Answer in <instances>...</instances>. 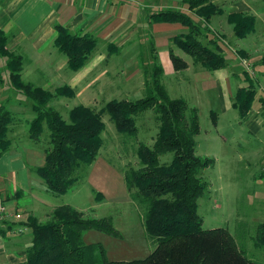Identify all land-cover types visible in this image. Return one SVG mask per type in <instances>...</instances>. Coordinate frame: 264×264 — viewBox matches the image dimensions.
Listing matches in <instances>:
<instances>
[{"label": "trees", "instance_id": "16d2710c", "mask_svg": "<svg viewBox=\"0 0 264 264\" xmlns=\"http://www.w3.org/2000/svg\"><path fill=\"white\" fill-rule=\"evenodd\" d=\"M183 2L188 10L204 20H209L221 10L214 0ZM230 17L236 22L235 31L239 36L246 35L254 27L251 16L237 13ZM148 21L150 24L181 22L189 28L194 27L195 32L202 27L201 21L188 11L174 8L152 10ZM188 35V32L180 33L173 42L192 56L195 63L210 70L226 65L215 34L207 43L195 35ZM185 36L190 42H185ZM99 42L94 34L72 33L59 26L55 45L67 55L69 69L78 71ZM0 52L9 59L11 86L33 101L35 116L29 125V138L40 140L45 125L48 126L46 163L37 166L35 171L54 195L69 192L86 177L89 167L98 157L104 145V111L110 115L118 133L126 136L137 135L136 116L147 109H154L159 125L154 145L139 143L137 147L139 167L122 169L130 198L141 209L143 225L156 243L150 255L132 261L109 260L103 247L85 243L84 232L88 229L113 231L112 219L86 217L83 211L63 203L48 209L47 220L29 215L24 222L31 229L32 243L23 264H264V222L256 227L252 236L255 252L251 255L247 252L246 241L238 242L227 228H203V220L198 213L199 198L210 192V184L202 178L201 172L211 165L212 159L197 155V110L189 107L184 97L172 98L169 95L163 83L164 68L156 63L155 56H152L151 78H146L147 93L144 97L136 101L113 99L100 111L79 104L69 111V118L65 119L51 102L60 96L72 97L74 89L63 85L52 91L24 81L23 56L5 49L1 32ZM171 57L176 70L186 68L187 63L179 54L171 51ZM253 95L251 88L239 89L234 104L242 116L250 109ZM16 119L17 115L1 103L0 154L8 151L12 144L9 134L14 130ZM168 151L175 153L174 160L162 163L159 157Z\"/></svg>", "mask_w": 264, "mask_h": 264}, {"label": "rangeland", "instance_id": "374dc122", "mask_svg": "<svg viewBox=\"0 0 264 264\" xmlns=\"http://www.w3.org/2000/svg\"><path fill=\"white\" fill-rule=\"evenodd\" d=\"M214 1L217 4V0ZM139 20L134 21L136 25L132 31L130 30V40H121L120 47L111 43L118 49L113 50L111 54L109 53L110 55H108V48L99 42L96 54L103 53L104 63L97 65L86 79L73 88L70 86L71 78L76 72L66 65L61 71L54 72L46 69L28 71L26 64L23 80L52 91L63 85L74 89L72 97L60 96L51 102V105L58 109L65 119L69 118V111L79 104L100 111L113 99L136 101L144 97L147 93L146 78H151L154 64L152 56H155L156 63L160 64V56L158 59L155 47L159 48L161 37L168 33L173 35V33L170 29L156 33L154 24L145 22L142 18ZM158 23H165L166 28L168 25L182 24L176 21ZM195 30L192 26L188 27V36L198 37L199 30L197 32ZM207 31L204 32L211 37V33ZM179 32L181 31L175 30L174 34ZM214 34L217 36L216 33ZM183 38L185 42H190L189 37ZM117 42L119 43V39ZM171 46H173L171 51L176 52L183 59L186 58L184 56H190L182 49L180 50L174 42ZM166 51H169V48H166ZM94 55L93 53L90 57ZM62 57L65 58L66 55L62 53ZM246 60L242 58L247 66L248 60ZM4 62V59L0 57V104L4 103L7 109L17 115L13 125L15 132L11 131L9 138L12 142L18 141L17 145L24 149L28 156L33 150L35 155L33 165L42 166L46 163L48 126L45 125V131L40 140L29 138V125L35 116L33 101L11 86L9 71ZM173 69L164 68L163 83L172 98L184 97L189 107L196 108L199 124L196 152L199 156L212 159L211 165L201 172L202 178L210 184L208 195L203 194L199 198L198 213L202 217L203 228H227L238 242L246 241L247 252L251 255L255 252L252 236L256 233V227L264 222V139L261 138L262 134L251 133L250 125L239 122L238 117L234 115L235 112L234 114L233 111L223 113L220 105H217L218 102H211L210 98L208 100L205 89L201 85L197 87V84L190 80L192 78L189 74L187 80L182 73L181 77H185L179 79ZM177 72L181 71L177 70ZM90 81L92 82L89 83ZM197 92H200L199 95ZM210 93L215 94V91L212 90ZM225 115H227L226 118L222 119ZM102 119L106 123V129L103 133L104 145L99 156H105L107 161L114 163L121 170L129 166L139 167L136 155L139 143L152 147L158 134L159 125L154 109H147L136 116L138 133L134 137L118 133L107 111L102 113ZM262 133H264V127ZM174 157L175 153L168 151L162 153L159 159L162 163H169L174 160ZM91 186L86 184L84 178L79 180L69 192L62 195L51 193L49 197L57 204H71L83 211L86 217L112 219L113 231L88 229L84 232L85 243L103 247L109 260L132 261L149 256L156 243L143 225L141 209L131 200L126 182H120L117 179L112 182L110 190L113 198L107 199L102 197V194L98 192L99 189L93 190ZM30 210L29 213L33 216L45 219L46 209L38 207V209ZM31 236L32 233H26V238H32Z\"/></svg>", "mask_w": 264, "mask_h": 264}, {"label": "crops", "instance_id": "0c3cea01", "mask_svg": "<svg viewBox=\"0 0 264 264\" xmlns=\"http://www.w3.org/2000/svg\"><path fill=\"white\" fill-rule=\"evenodd\" d=\"M217 6L221 9L220 12L209 20H204L188 10L183 0H0V32L4 37L5 49L23 56L24 78L26 64L28 71L46 69L56 72L61 71L65 65L68 66L67 55L55 45L59 26L72 33L94 34L99 38L100 44L108 48L110 55L116 49L111 43L120 47L121 40L131 39L130 32L136 25V19L142 18L149 22L148 15L152 10L174 8L188 11L202 23L198 34L202 42L207 43L211 38L204 32L206 29L209 28L211 36L217 34L216 41L223 51L226 65L210 70L195 63L191 56H184L187 66L180 73L177 72L171 57V43L176 35L187 32L188 27L177 23L166 28L165 23H153L156 33L166 29L173 33L161 37L159 48L155 47L158 59L160 56V64L168 70L174 68L179 79L186 76L187 80L189 74L192 78L190 80L197 87L201 85L205 89L208 100L210 98L211 102L217 101L223 113L235 112L239 122L250 125V132L262 134L261 138L264 139V0H217ZM237 13L254 18L253 29L244 36L237 35L236 22L230 17ZM79 15L82 17L77 21ZM204 26L208 27L204 29ZM175 30L181 32L175 35ZM96 51L97 49L93 52L96 57H89L86 64L75 71L71 78L72 88L86 79L97 65L104 63L103 53L97 55ZM62 53L66 55L65 58ZM0 57L4 59L5 67L9 71L8 57L1 52ZM242 58L248 60L247 66ZM181 73L185 76L181 77ZM241 88L254 90L250 109L244 116L234 104ZM212 90L215 94L210 93ZM197 93L199 95L200 92ZM17 143L13 141L9 150L0 154V201L12 213L0 220V264H23L26 261L32 238H26V233H31V229L24 222L30 209L42 207L48 211L52 206L61 204L51 200V193L45 182L35 171L39 165H33V150L28 156ZM116 179L125 181L122 170L107 161L105 156L98 155L88 169L85 182L91 184L93 190L99 189L98 192L107 199L113 198L110 184ZM18 212L21 214L20 218L15 215ZM24 227L27 228L25 232H19Z\"/></svg>", "mask_w": 264, "mask_h": 264}, {"label": "built area", "instance_id": "2783aa9c", "mask_svg": "<svg viewBox=\"0 0 264 264\" xmlns=\"http://www.w3.org/2000/svg\"><path fill=\"white\" fill-rule=\"evenodd\" d=\"M11 215V212L8 208V206L3 202V201H0V220H2L3 218L7 217ZM16 216L17 218H20L21 217V214L18 212L16 213ZM27 228H21L19 229V232H25Z\"/></svg>", "mask_w": 264, "mask_h": 264}, {"label": "water", "instance_id": "95a60500", "mask_svg": "<svg viewBox=\"0 0 264 264\" xmlns=\"http://www.w3.org/2000/svg\"><path fill=\"white\" fill-rule=\"evenodd\" d=\"M81 17H82V16H81V15H79V16L77 17V19H76V20L78 21L79 19H81Z\"/></svg>", "mask_w": 264, "mask_h": 264}]
</instances>
